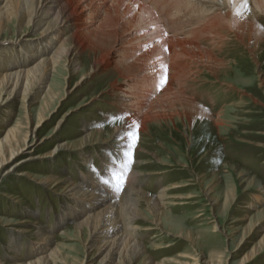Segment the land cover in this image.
I'll return each instance as SVG.
<instances>
[{
  "label": "rangeland",
  "instance_id": "374dc122",
  "mask_svg": "<svg viewBox=\"0 0 264 264\" xmlns=\"http://www.w3.org/2000/svg\"><path fill=\"white\" fill-rule=\"evenodd\" d=\"M141 2L156 13L159 24L168 36L181 38L188 36L194 27L200 25L202 18L211 15L208 13L215 9L205 5L202 0ZM258 15L256 22L259 27L254 25V28L261 30L257 32V36L262 37L258 42L254 36L238 39L229 33V39L217 50L218 45L211 40L209 42L210 38L201 40L203 48L212 50L221 62L213 64L188 59L189 71L181 78L165 76L162 84L146 97L141 110L151 112V119L146 124L147 131L133 129L126 132L127 136L131 135L126 144L128 150H118L113 153L115 157H111L116 165L122 167L125 183L132 170H136L140 173L139 178L138 174L135 178V183L138 181L135 187L151 195H156L165 186H179L178 189H170L172 191H169L158 217L148 209L146 203L140 205L148 223L155 228L140 230L137 239L144 244L146 253L154 263L264 264V12ZM30 29L15 32L14 24L7 25L0 33V54L3 53L1 46L8 44V40L15 41L19 35L31 33ZM85 54L78 58L82 63L86 62L88 69L90 60ZM21 59L19 55L17 61ZM2 70L3 67L0 73ZM63 75L64 71L59 69L54 78L49 77L48 82L58 88ZM79 77L80 74H77L71 79L69 88ZM113 77L112 71L97 69L61 100L59 97L53 100L49 110L55 107L56 112L51 111L43 127L38 128L37 139L45 138L35 154L43 155L59 144H66L56 162L51 163L42 157L35 161H24L30 149V145H27V150L2 167L0 264L34 259L38 230L49 233L53 237V245H57L58 252L51 264H110L108 259L102 260L105 252L95 249L103 241L95 242L90 248L93 237L76 232L72 225L79 215H74L73 207L62 196L60 186L54 185L60 179L69 178L71 182L82 183L85 189L96 188L97 195L109 191L111 198L113 193L107 185L122 192L125 185H120L119 179L115 180L109 173L104 158H98L95 146L88 148L86 161L75 153L76 145L86 133L81 131L83 126L90 125L91 130L103 128L102 137L107 138L112 127L119 126L121 119L128 114L121 106L124 97L120 93L115 96L110 94ZM167 82L175 89L169 92L171 96L167 94L169 96H164L156 104ZM120 85L126 86L121 82ZM178 91L194 100L196 111L205 109L211 114V119L219 124L216 126L210 118L197 114L188 117L193 114L194 107L192 111H187L179 102H174L173 93ZM7 96L8 93L0 89L1 140L11 129L25 125L26 98L24 102L23 94L11 95L8 99ZM39 99L30 101L27 108L30 128L37 121ZM113 100L116 104L112 103ZM60 119L63 128L56 131L54 126ZM110 144L112 149L115 145L113 141ZM132 153L133 156L130 155ZM14 163L17 170L4 174ZM89 170L93 173L88 176ZM47 177H53L56 181L46 184ZM99 183L102 186H97ZM119 196L116 195L114 199ZM257 196H261L263 201L250 208ZM68 210L71 218L60 226L59 220ZM151 221H159V224H152ZM144 223H140L142 228L148 224ZM28 229L30 231L26 232ZM10 233L19 234V238L11 240ZM10 242L15 243L13 247ZM5 246H9L7 250ZM17 252L19 257L15 254ZM142 259L143 256L132 264H140Z\"/></svg>",
  "mask_w": 264,
  "mask_h": 264
},
{
  "label": "bare ground",
  "instance_id": "6f19581e",
  "mask_svg": "<svg viewBox=\"0 0 264 264\" xmlns=\"http://www.w3.org/2000/svg\"><path fill=\"white\" fill-rule=\"evenodd\" d=\"M202 2L215 9L208 13L211 15L204 16L200 25L194 27L188 36L181 38L168 36L164 27L159 24L156 13L141 0H0V33L10 24L16 27L15 32L31 28V33L23 34V36L21 34L15 41L8 40V44L4 46L1 44L3 53L0 54V68L3 67V72L0 73V89L8 93L7 99L11 95L23 94L24 102L26 98L27 104L25 105V125L11 129L6 133L5 138L0 139V171L4 170L2 167L7 162L10 163L13 158L15 160V156L27 150L28 148H25L27 145H30V149L27 151V156L23 158L24 161H35L42 157L51 163L56 162L66 144H59L43 155L35 154L45 138L37 139L38 128L43 127L51 111L56 112L55 107L49 110L53 100L58 97L61 100L71 92L73 87L82 85L90 73L97 69L114 73L110 94L115 96L120 93L124 97L121 106L125 111L127 110L128 114L121 119L119 126L112 127L107 138L102 137L103 128L91 130L90 125L83 126L81 131L86 133L83 140L76 145L75 153L80 154L81 159L86 161L89 154L88 148L95 146L98 149V158H104V164L109 173L115 180L119 179L120 185H125L122 192L107 185L113 196L109 198L111 195L109 191L106 194L97 195L96 188L85 189L82 183L71 182L69 178L60 179L54 185L60 186L63 193L61 195L68 199L67 201L73 207L74 215H79L72 225L76 232L85 234L88 238L93 237L94 242L89 246L90 248L95 242L103 241V244L99 243L95 249L104 251L102 260L108 259L110 264L112 262L113 264H132L141 256L143 259L140 264H163L162 261L154 263L152 257L146 253L144 244L137 239L140 230L155 228L148 223L140 205L142 202L146 203L148 209L158 217L162 206L166 204L165 199L172 191L170 189H176L179 186H165L156 195H151L134 185L138 182L135 183V178L137 174L139 178L140 172L132 170L129 180L125 183L122 167L116 165L113 161L115 159L112 160L113 153L118 150H128L126 144L129 143L131 135L127 136L126 132H131L133 129L147 131L146 124L151 119V112L149 110L141 112L146 97L162 84L165 76L177 79L187 73L188 59L203 60L213 64L221 62L212 50L203 48L201 40L210 38L209 42L211 40L218 45L217 50L223 47L227 38L229 39V33H233L238 39L244 36L249 39L254 36L256 42L260 41L261 36H257V32L261 30L257 29L259 24L256 21L259 18V12H264V0H202ZM254 25L257 28H254ZM122 36L125 37L121 39ZM115 51L118 53L113 55ZM83 53H86L90 60L88 69H86V62L82 63L79 60V56ZM19 55L22 59L17 61ZM19 62L23 64L19 65ZM59 69L64 71V77H62V84L59 82L61 86L57 88L48 81L49 77L54 78V74ZM77 74H80L79 79L73 87L69 88L71 79ZM120 82L126 86L122 87ZM173 89L175 88L170 85V82H167L161 89V95L157 97L156 104ZM173 94L174 102H179L187 111H192L191 108L196 106L194 100L181 91ZM169 95L171 96V93ZM35 98H40L39 113L35 126L30 128L27 108L30 101ZM151 108L150 105L149 109ZM196 109L194 107L193 114L188 117L197 114L202 118H212L205 109L199 108L197 111ZM52 115L54 117V113ZM212 122L216 126L219 124L216 120ZM54 128L56 131L63 128L61 119ZM19 131H23L22 136ZM94 135L96 138H93ZM110 141H113L115 145L112 149H110L112 146ZM130 155L133 156V153ZM123 156L127 158L126 153ZM15 165V163L10 165L3 173L16 171ZM59 167L62 168L63 164ZM90 173L93 171L89 170L88 176ZM45 181L46 184H50L49 181L53 182L56 179L47 177ZM97 186L102 185L99 183ZM104 187L107 188L105 185ZM119 194L120 196L115 200L114 198ZM18 200L15 199L16 202ZM262 201V197L257 196L249 207L253 208ZM29 209L32 211L31 208ZM70 218L68 210L59 220L60 226L66 224L67 219ZM142 222L148 224L143 225L142 228L140 225ZM158 222H152V224L158 225ZM84 229L85 233H83ZM38 232L33 250L36 257L30 261H25L26 259L17 261L16 264H51L52 258L58 252L57 245H53L54 240L49 233L41 230ZM9 235L11 240L19 238L17 237L19 234L10 233ZM10 244L13 247L15 243L10 242ZM15 254L19 257L18 252Z\"/></svg>",
  "mask_w": 264,
  "mask_h": 264
}]
</instances>
